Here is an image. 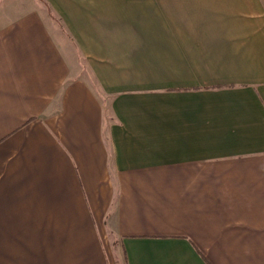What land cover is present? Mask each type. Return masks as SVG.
<instances>
[{
  "label": "crops",
  "instance_id": "crops-1",
  "mask_svg": "<svg viewBox=\"0 0 264 264\" xmlns=\"http://www.w3.org/2000/svg\"><path fill=\"white\" fill-rule=\"evenodd\" d=\"M0 264H264V0H0Z\"/></svg>",
  "mask_w": 264,
  "mask_h": 264
},
{
  "label": "rangeland",
  "instance_id": "rangeland-1",
  "mask_svg": "<svg viewBox=\"0 0 264 264\" xmlns=\"http://www.w3.org/2000/svg\"><path fill=\"white\" fill-rule=\"evenodd\" d=\"M50 16H52L53 21L58 23V20L55 17H53L51 12H50ZM81 61H82V69L86 71L85 62L82 59H81ZM174 83H176V82L166 81L164 83H161L160 86L157 87V89L156 88H149V89L150 90L156 89V90H158L160 92H168L169 86L171 84H174ZM113 246H114V250H116V251L121 253L120 257L123 259L124 255H123V251H122V248H121V243L119 241H113Z\"/></svg>",
  "mask_w": 264,
  "mask_h": 264
}]
</instances>
